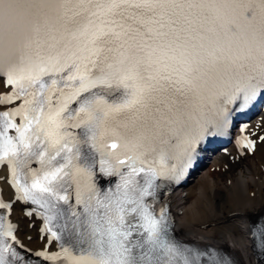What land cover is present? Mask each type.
Masks as SVG:
<instances>
[{
	"label": "snow or ice",
	"instance_id": "1",
	"mask_svg": "<svg viewBox=\"0 0 264 264\" xmlns=\"http://www.w3.org/2000/svg\"><path fill=\"white\" fill-rule=\"evenodd\" d=\"M0 76V104L22 100L0 112V264H239L181 241L164 194L264 105V0H0ZM17 203L43 249L18 239Z\"/></svg>",
	"mask_w": 264,
	"mask_h": 264
},
{
	"label": "bare ground",
	"instance_id": "2",
	"mask_svg": "<svg viewBox=\"0 0 264 264\" xmlns=\"http://www.w3.org/2000/svg\"><path fill=\"white\" fill-rule=\"evenodd\" d=\"M7 91L0 81V93ZM261 116L253 120L252 128L264 136V113ZM204 163L207 169L191 176L172 195L174 234L191 245L223 250L239 264H257L250 222L264 214V140L253 156H237L229 147L226 154H208ZM5 196L13 200L8 189ZM11 217L18 225V238L33 250L43 249L41 222L36 220L35 227L29 228L19 203L14 204Z\"/></svg>",
	"mask_w": 264,
	"mask_h": 264
},
{
	"label": "rangeland",
	"instance_id": "3",
	"mask_svg": "<svg viewBox=\"0 0 264 264\" xmlns=\"http://www.w3.org/2000/svg\"><path fill=\"white\" fill-rule=\"evenodd\" d=\"M207 167H208V165H205V167H203L204 169L203 170H206L207 169ZM202 172V171H201Z\"/></svg>",
	"mask_w": 264,
	"mask_h": 264
}]
</instances>
